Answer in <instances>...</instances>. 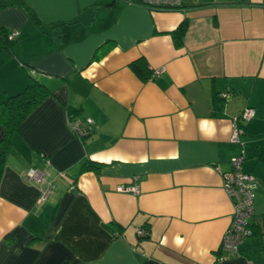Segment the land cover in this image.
Masks as SVG:
<instances>
[{
  "label": "crops",
  "instance_id": "crops-1",
  "mask_svg": "<svg viewBox=\"0 0 264 264\" xmlns=\"http://www.w3.org/2000/svg\"><path fill=\"white\" fill-rule=\"evenodd\" d=\"M0 24L19 30L0 44V102L30 75L52 90L11 135L0 264H214L234 212L223 173L243 146L255 232L218 264H264V0H8ZM89 117L81 137L69 120ZM33 166L55 182L45 201Z\"/></svg>",
  "mask_w": 264,
  "mask_h": 264
},
{
  "label": "built area",
  "instance_id": "built-area-1",
  "mask_svg": "<svg viewBox=\"0 0 264 264\" xmlns=\"http://www.w3.org/2000/svg\"><path fill=\"white\" fill-rule=\"evenodd\" d=\"M142 4L149 6L151 9H176L182 6L183 0H138ZM19 34V30H13L10 38H14ZM161 69H156L155 73H159ZM255 113V108L247 106L242 113L233 119V128L231 140L234 142H242L241 134L244 129L240 125L241 120L250 119ZM93 119L87 118L86 123L82 120H69L70 125L79 136L88 135L92 128ZM245 160V148L239 154L232 158V168L223 173L224 187L234 201V212L231 223L223 234L221 242L222 254L217 257L214 264H218L224 258L226 252H238L239 245L249 235L253 234V227L250 223V217L254 213V183L255 175L244 170L243 164ZM25 180L37 184L40 190V201H45L51 195L55 188V182L48 178V172L39 167H30L25 173ZM119 190H133L139 192L137 185L118 186ZM146 230L141 229L140 234ZM166 264V263H161Z\"/></svg>",
  "mask_w": 264,
  "mask_h": 264
},
{
  "label": "trees",
  "instance_id": "trees-1",
  "mask_svg": "<svg viewBox=\"0 0 264 264\" xmlns=\"http://www.w3.org/2000/svg\"><path fill=\"white\" fill-rule=\"evenodd\" d=\"M11 1H15V0H11ZM5 3H8V0H0V4H5ZM186 29H187V22L183 21L173 31L177 42L181 43L183 41V37L186 33ZM10 33L11 32L5 26L0 24V44L8 51L12 50L14 39L16 38V37L10 38L9 36ZM132 66L135 69V71L139 74H142L144 78H148L151 75V71L148 69H146L147 72L143 73L144 68L140 67V65L137 62H134ZM51 92L52 90L49 88L48 85L40 81L35 76L30 75L27 85L21 92L10 95L0 102V121L3 123L5 127V132L0 139V181L5 168L7 153L9 151V147L11 144V135L19 127L21 122L29 115V113L42 101V99ZM73 120H77V119H73ZM261 155H263L264 157V150L262 151ZM254 232L255 231H253V233ZM146 234L147 231L144 232L142 235H146Z\"/></svg>",
  "mask_w": 264,
  "mask_h": 264
}]
</instances>
